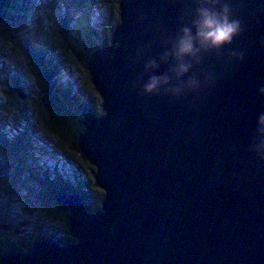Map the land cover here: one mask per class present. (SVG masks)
I'll use <instances>...</instances> for the list:
<instances>
[{"label":"water","instance_id":"1","mask_svg":"<svg viewBox=\"0 0 264 264\" xmlns=\"http://www.w3.org/2000/svg\"><path fill=\"white\" fill-rule=\"evenodd\" d=\"M119 4L109 46L88 60L106 114L82 111L79 139L105 193L104 214L60 193L78 243L31 244L27 254L7 252L0 262L264 264V158L251 148L264 113V0H231L244 31L203 55L194 72L212 80L181 98L144 94V65L190 23L195 0Z\"/></svg>","mask_w":264,"mask_h":264},{"label":"trees","instance_id":"2","mask_svg":"<svg viewBox=\"0 0 264 264\" xmlns=\"http://www.w3.org/2000/svg\"><path fill=\"white\" fill-rule=\"evenodd\" d=\"M81 1L83 3L86 2L88 4V7H89V4L92 2V0H81ZM100 2L103 3L107 7V11H106L107 16H106L105 21L101 25L97 26L96 29H93V28L89 29L85 26V24H83L82 30H80V32L79 31L75 32V29H77L76 28L77 24L72 26L71 20H69V18L64 17V16L60 18L61 24L59 23L58 31L61 32V36H56V38L58 39L57 42L51 43L50 45L52 46L51 48H54L56 51L60 52V54L62 55V58H64L63 56L65 55L69 57V61L71 62L75 61V59L78 58V60L80 61L82 60V62H84L83 65L86 66L87 65L86 62L89 59V58L87 59L88 54L96 50V48H98L99 44L101 43V41L97 38V36L100 38H103L104 42L110 41L112 32L120 20L119 19L120 0H100ZM111 2L114 3V5L110 7L109 3ZM117 7H118V13L116 15ZM33 10L34 8L30 0H0V24H4L8 27L7 32L2 31L0 33V37L2 38L3 36L1 35L6 34L7 37L14 38L12 35V32L9 33L8 31L10 30V26H14L16 24L20 26L19 31H20V34L22 35L24 33L23 30L27 27V25H29L27 22L28 19H26L24 15L25 14L28 15L30 19L31 18L30 14L33 13ZM86 12H88L87 14L89 15L90 11L88 9H86ZM82 32H83L84 38L80 39L79 37ZM103 32L105 33L103 34ZM33 38H35V36L30 38V40L28 41H32V44L34 46L39 47L40 49H43L46 47V44H43L42 46H40L38 43L34 41ZM92 38H95V39H92ZM8 39L11 40L10 38ZM94 42L98 43V46H96V44H93ZM25 44L27 43L26 42L24 43L23 41L18 44V47L22 51L21 56H24L26 58L28 62L27 65L31 68V71H33L34 79H35L34 87L36 88V93H37L36 99L33 97V99H28L30 101L29 102L26 101V103H30L31 105L34 106V108L38 107V112L34 109L35 112H32V115L35 117L40 127V130H41L40 134L43 136V139L45 140L51 139L55 141L58 144L59 148L67 151L70 154H73L77 159L78 158L82 159L80 161L81 164L87 169V172L89 171V176H88L89 177L88 178L89 188L92 191V193H95L96 195H98L97 202L102 205V200L104 197L101 194L100 188L96 186V182H95L96 168L87 159L88 157L83 153L82 149L79 147V139H80V134L82 133V130H83V125L81 126L78 120L76 122H73L71 120V117L75 113H77V111H78V115H81V112L83 111V109H88L89 111H93V112L95 110L91 109L92 106L89 104H79L80 106L78 107L77 105L70 107L67 104L66 97L68 94H70L69 92H71L70 90L71 86H69V89H68L69 91H65V93H62V96H59L56 93V89L58 88L57 82L52 83V79H51V77H54L55 73H57V70L64 66L63 65L60 66L59 63L48 62L47 57H45L46 53L43 54V52L41 53L40 51H35L34 49H31L30 44H28L27 46ZM64 60L66 61V62L64 61V63H66V65H69L68 60H66V58H64ZM31 61L35 62L37 66H33ZM79 68L82 69V66L80 65ZM17 71L18 69L14 71L13 70L9 71L8 72L9 75L7 74V78H6L7 81H9L11 78H14L15 80ZM87 73L90 79V84L92 88L94 89L93 91L94 93L96 92L94 95L92 94L94 97L92 98L96 99L97 97L98 99H96V102H99L98 100H100V105H99L100 111L99 112H103L104 111L103 99L101 95L99 94V92L97 91L92 81V77L90 73L89 72ZM79 80L81 83V77L79 78ZM7 81H4V84H6ZM17 82L16 84H18ZM7 85L12 89V87L9 84ZM80 93L78 95H80ZM11 103L8 101V103L2 108V111H6L8 114H13V116L19 117L20 112H21V107L19 105L20 99L17 97H13L11 99ZM29 108L33 109L32 107H29ZM80 127H82V129ZM0 133H3V132L0 130ZM4 136L5 135H3V137ZM83 161L84 162L87 161L91 166L90 167L85 166L83 164ZM0 162H3L2 158H0ZM6 166L7 168L9 167L8 164H6ZM25 166L28 170H25L24 172V175H25L23 176L24 180L27 179V175H30L29 169L31 168L29 164L25 163ZM38 170L40 169L38 168ZM8 172H9V168L5 171V173L4 172L0 173V180L2 176H4L5 178H10ZM37 184L39 186H35V187L40 188L42 193H45V189L42 186H47V185L51 186V191L49 194H47L48 197L52 195L55 196V194L58 191H66L72 194H77L78 196L82 197V199L88 206L92 205V198L89 195H87L88 194L87 192H89L88 191L89 188L87 186L86 181L78 179L76 183L70 184L69 182L56 179L54 182H51V183H47V184L37 183ZM93 185H95L96 189L93 187ZM1 191L3 190L1 189ZM17 191H18L17 189H14L12 192L16 193ZM27 194H30V193H27ZM22 197L26 201L24 202L22 201V204L17 203L16 199L18 198L15 197L16 199L13 204L16 203L19 209L21 210L23 209V207H25L27 212L34 213V210H36V208L34 207L35 203L31 204L29 199L27 200L25 196H22ZM13 204L10 208H8L6 215H9L10 212L15 213V210L17 208H15ZM52 204L57 207V205L54 202H52ZM56 207L54 208L55 214L50 215V216L48 215V212L46 210L44 211L41 210L42 212L39 210L41 212V213H38V214H41L40 220L41 221L45 220L46 222L47 221L58 222L62 226L65 225V228L67 230L66 234H68V236L70 237V234H69V231L71 229L70 222H69L70 220L67 215L64 216L61 212H59L56 209ZM6 220L7 221L10 220V218L7 217ZM9 223L11 224L12 222H9ZM0 229L2 230V228ZM11 232L15 233L14 228ZM36 233L37 232L34 228H32V231L30 232V234L27 235V237L24 236L23 233L22 234L18 233L16 242L14 243L13 246L8 240H5L0 234V254L3 251L8 250L7 248L10 246H12L9 249L10 251L11 250L17 251L20 249L24 250L23 246H27L28 244L24 245L23 243H28L27 241H30L31 240L30 237H32L33 235H34L33 239L37 240ZM41 235L42 233H40V236ZM73 240L74 239L70 237V240L65 239L64 242L67 245L70 242L72 243ZM0 264L2 263L0 262Z\"/></svg>","mask_w":264,"mask_h":264},{"label":"rangeland","instance_id":"3","mask_svg":"<svg viewBox=\"0 0 264 264\" xmlns=\"http://www.w3.org/2000/svg\"><path fill=\"white\" fill-rule=\"evenodd\" d=\"M64 1L68 2L69 0H64ZM64 1L63 0H30L31 4H32L33 8H35L36 12L33 13L31 20H29V17L26 14L24 15V17L26 19H28L30 23H35V25L34 26L27 25V27L23 30L24 33L22 35L20 34V31H19L20 26H18L17 24L14 26H10V30L8 32L9 33L12 32V35L14 38L7 37L6 34L1 35L3 37L2 38L0 37V45H2L1 43L4 44L5 47H4L3 54L6 57L4 56V58L2 59L3 63H1L0 69L6 70L7 67H9L10 71H12V70L14 71L15 69H19L20 72L22 74H24V76H26V86H29V87L34 86V83H35L34 78L31 75V74H33V71H31V68L27 65L28 62H27L26 58L21 56L22 51L18 47V44L20 43L19 39L21 41H24V43L26 42L27 44H25V45L27 46L28 44H32V41H28V40H30V38H32L33 36H35V38H33V39L36 43H38L40 46H42L43 44H46V47L43 48L44 49L43 50V49H40L39 47L31 46V49H34L35 51H40L41 53L43 52V54L46 53L45 55L48 59V62L58 63L57 58L54 57V55L58 51H56L54 48H51L52 46L50 44L57 42L58 39L56 38V35L61 36V32L58 31L60 18L63 16L69 18L68 16H70V14L68 15L66 13H63V11L72 10V11H75V13H77V16H81V18H80L81 21L78 20L74 24V25L77 24V26H76L77 29H75V32L76 31L80 32V30H82V28H83V24L88 25L87 24L88 22L85 21L86 18L82 19V14L85 13L86 9H88L90 11L92 8H95V5H96V0H92V2L89 4V7H88V4L86 2L83 3L81 0L80 1H74V4H67ZM113 5H114V3H112V2L109 3L110 7ZM116 9H117L116 10L117 11L116 15H117L118 7ZM97 16H98V18H104V16H105V13H104L101 5L98 6ZM97 16H96L95 20H97ZM22 18H23V16H22ZM21 21H23V20H21ZM30 28H33V29L30 31ZM7 30H8V27L6 25L0 24V33L2 31L7 32ZM104 33L105 32H103V34ZM8 38H10L13 41L9 40ZM79 38L80 39L84 38L83 32L81 33ZM97 38L101 41V43L99 44V46H100L99 48H102L103 46L108 45V43H107L108 41L104 42L103 38H100V37H97ZM92 39H95V38H92ZM66 53H67V51H66ZM91 54H92V52H90V54H88L87 59L88 58L90 59ZM63 57L66 59H69V57H67L65 55ZM5 58H7L9 65H7L8 63L6 62ZM64 61L65 60L63 59L62 62H60V64L63 66L65 64ZM31 62H32L33 66H37L35 62H33V61H31ZM72 62H73V65L75 66V68L77 69V71L79 72L78 76H79V78L81 77V83H78V84H74V82L71 83V87H70L71 92H69L70 96L68 94L66 97L67 104L70 107L76 106V105L78 107V106H80L79 104H89L92 106L91 109L97 111V107H96L97 97H96V99H93L94 97L92 95V94H95L96 92L94 93V91H93L94 89L92 88V86L90 84V79H89V76L87 73V70L89 71V67H88L89 61L86 62V64H87L86 66L83 65L84 62H82V60L81 61L78 60V58H76L75 61H72ZM80 65L82 66V69L79 68ZM23 71H25V73H23ZM8 75H9V73H8ZM2 79L3 78L1 75V71H0V83H1ZM61 81H62V83H67L68 80L62 79ZM6 84H13V82L9 80V81H7ZM68 89H69V87L63 86L62 88L56 89V93L59 96H62V92L69 91ZM33 91H34L33 97L35 98V97H37L35 87H33ZM79 93H80V95H78ZM4 94H5L4 88L0 85V106H2V104L6 105L4 103L5 102V98L3 97ZM5 96H6V94H5ZM25 101L29 102L30 100H28L26 98ZM98 101H99V105H100V100H98ZM19 105L21 108H23L24 112H26L27 110L30 109L29 104L26 105L25 102L20 101ZM0 110H2V108H0ZM91 112H93V111H91ZM93 113H95V112H93ZM95 114L97 115V113H95ZM99 114L102 115L103 113L99 112ZM0 116H4V115L2 113H0ZM79 117L80 116L78 114H74L71 117V120L73 122H76ZM0 121H1V119H0ZM11 123H13V122L11 121ZM72 127H73V125H72ZM80 128L82 129V127H80ZM84 129L82 130V132H84ZM37 145H38V149H40V148L43 149L42 145L40 143H38ZM24 148L19 149V148L15 147L14 149L15 150L19 149L17 151V153L21 154L23 152ZM36 148H37V146H36ZM0 149H4V146L1 144V142H0ZM9 149L11 150L12 147H9ZM8 153H10V152H8ZM8 153L0 152V155H2V158H6V157H12L13 159L17 158L16 155L14 156V154H8ZM44 153L46 154V152H44ZM39 155H41V154H39ZM24 157H25L24 159H26L28 161H32V159L28 153H25ZM45 158H47V155L45 156ZM78 160L81 161L82 159L78 158ZM83 164L87 167L91 166L87 161H85V162L83 161ZM8 168H9L8 173H9L10 178H5L4 176H2L1 180H0V186H1L0 187V198H5V197H9V196H12L13 198L17 197L18 199H20L19 202L22 203V201L23 202L26 201L22 197L24 195L27 200L29 199L31 204H34V202H35L34 207L36 208V210H34V213H29V212H25V211H23V212L17 211L16 212L17 215H14L15 219H18L17 221L15 220L13 222L14 227H16L17 229L20 228L21 231H19V234H22V231H24V234L28 235V234H30L32 227H35L36 225H38V226H44L45 225V223H43V221L40 220L41 214H38V213H41L40 211L43 209L44 206H45V210L48 212L49 216L55 214L54 213L55 206L53 204H50V203L48 204V203L44 202L45 196L47 194H49L51 191V186L50 185L42 186L45 189V193H41V191L35 190L33 185L31 183H29L28 180L27 181L23 180L22 182H24V183H22L19 187L18 186L13 187V186H9V185L3 186L2 183H4V184L16 183L18 181V177L22 176V174L24 175L25 170H28L25 166L24 161H21V160L20 161L15 160L14 165L9 166ZM8 168L6 165H2V169L4 170L3 171L4 173ZM68 174H69V172H68ZM87 175L89 176L88 173H87ZM32 177H33V175H32ZM26 186L28 187V193H30L28 195H26V193L23 190V188H27ZM93 187L96 189L95 185H93ZM1 189L3 191H1ZM14 189H18V191L16 193H12L11 191H13ZM87 195H89L92 198V205H94V203H96V201H97L98 195H96L95 193L92 194V192L88 193ZM0 200L3 202L2 203L0 201V215H1L0 224H1V222L3 220H5L7 217H10V216L6 215L5 207L9 206V208H10L12 206V203H10L9 201H7V203H5V199H0ZM40 200H41V202H39ZM54 203L56 204L55 201H54ZM13 205L15 208H18L16 203ZM23 205H24V203H23ZM97 206H101V204H97ZM59 212H61L65 216L64 211L63 212L59 211ZM18 215H19V217L17 218ZM19 220H21L23 222L26 220L25 222H28V223H24V225H21ZM9 222H10V220L6 221L7 224H9ZM2 224H4V222H2ZM5 226L6 225H0V228L2 227L4 229V231H7L8 234L4 235L3 229L2 230L0 229V234L2 235L3 238L6 239L10 236L9 232L12 229L9 227L5 228ZM23 244H28L26 247L31 246L30 242L29 243H23ZM64 244H65V242H64ZM20 252L23 254L28 253L27 250H22V249H20Z\"/></svg>","mask_w":264,"mask_h":264},{"label":"clouds","instance_id":"4","mask_svg":"<svg viewBox=\"0 0 264 264\" xmlns=\"http://www.w3.org/2000/svg\"><path fill=\"white\" fill-rule=\"evenodd\" d=\"M195 3L190 23L178 29L158 57L146 61L144 70L150 75L143 84L144 94L164 93L181 98L199 93L213 78L210 73L194 72L203 55L220 52L244 31L241 20L233 13L231 0H195ZM231 55L243 60L245 54L233 51ZM162 65H168L167 71L161 70ZM259 92L264 95V87ZM256 133L251 148L258 157L264 158V113L257 118Z\"/></svg>","mask_w":264,"mask_h":264},{"label":"bare ground","instance_id":"5","mask_svg":"<svg viewBox=\"0 0 264 264\" xmlns=\"http://www.w3.org/2000/svg\"><path fill=\"white\" fill-rule=\"evenodd\" d=\"M89 16H92V14H91V12L89 13ZM64 59V58H63ZM7 121H8V124H10V125H12V123H11V119L9 118V116L7 117ZM20 137H22V134H20ZM36 148V147H35ZM34 148V149H35ZM45 151L43 150V149H39V154H41V156L43 157V158H45V156L47 155V153L45 154L44 153ZM57 162V161H56ZM57 164V163H56ZM56 166H58V165H56ZM25 176V175H24ZM77 176L78 177H80V174L79 173H77Z\"/></svg>","mask_w":264,"mask_h":264}]
</instances>
